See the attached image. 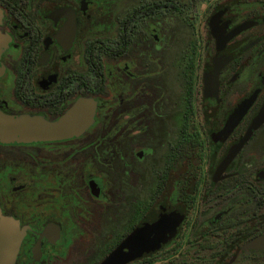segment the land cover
<instances>
[{
  "label": "flooded vegetation",
  "instance_id": "1",
  "mask_svg": "<svg viewBox=\"0 0 264 264\" xmlns=\"http://www.w3.org/2000/svg\"><path fill=\"white\" fill-rule=\"evenodd\" d=\"M0 113L13 264H264V0H0Z\"/></svg>",
  "mask_w": 264,
  "mask_h": 264
},
{
  "label": "water",
  "instance_id": "2",
  "mask_svg": "<svg viewBox=\"0 0 264 264\" xmlns=\"http://www.w3.org/2000/svg\"><path fill=\"white\" fill-rule=\"evenodd\" d=\"M264 115L262 116V118ZM4 124V127L2 126ZM64 123L47 125L38 123L32 119L20 118L12 119L0 113V139L7 140L18 138L19 140L47 139L55 136L64 135V131L58 132L63 128ZM35 128H55L58 131H40ZM20 236L13 221L0 213V264H13L19 244ZM117 256V255H116ZM114 254L109 257L108 262L114 261Z\"/></svg>",
  "mask_w": 264,
  "mask_h": 264
}]
</instances>
